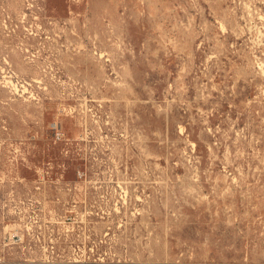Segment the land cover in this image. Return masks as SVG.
Returning <instances> with one entry per match:
<instances>
[{"label":"rangeland","instance_id":"obj_1","mask_svg":"<svg viewBox=\"0 0 264 264\" xmlns=\"http://www.w3.org/2000/svg\"><path fill=\"white\" fill-rule=\"evenodd\" d=\"M0 264H264V0H0Z\"/></svg>","mask_w":264,"mask_h":264}]
</instances>
